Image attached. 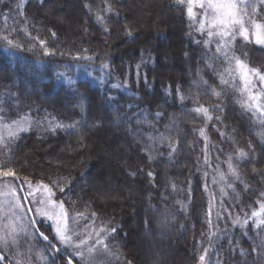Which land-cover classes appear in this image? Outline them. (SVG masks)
I'll use <instances>...</instances> for the list:
<instances>
[{"label": "trees", "instance_id": "1", "mask_svg": "<svg viewBox=\"0 0 264 264\" xmlns=\"http://www.w3.org/2000/svg\"><path fill=\"white\" fill-rule=\"evenodd\" d=\"M251 2L264 21V5ZM198 27L187 0H0V33L24 46L13 55L0 43V116L43 123L0 143V166L22 185H49L70 219L83 214L87 234L106 229V264H200L205 248L206 264H264V227L249 219L264 193V119L242 107L238 79L221 85L228 65L210 60L215 44L206 48ZM33 37L55 54L45 56ZM234 50L264 71V48L238 38ZM200 105L212 120L190 111ZM161 134L178 144L171 160ZM241 149L250 159H236ZM0 183L18 191L10 178ZM27 220L4 262L66 264ZM36 224L54 242L51 226Z\"/></svg>", "mask_w": 264, "mask_h": 264}, {"label": "snow or ice", "instance_id": "2", "mask_svg": "<svg viewBox=\"0 0 264 264\" xmlns=\"http://www.w3.org/2000/svg\"><path fill=\"white\" fill-rule=\"evenodd\" d=\"M43 3V0H40ZM261 5H264V0H259ZM196 9H200V12L197 13ZM111 12V8L108 9ZM257 15V5L256 3L251 2V0H187V16L190 20H196L199 17V27L197 31L202 34L206 33L207 39L203 41V44L206 48L210 49L212 44H215V52L211 54L210 60L212 61H223L228 65V67L224 70V72L219 74V80L221 85L227 86L228 84L235 85V77L238 76L239 81L242 83V91H246L249 93L248 99L246 102L242 103V107H244L247 111L264 115V89L261 90V94H257L254 88V82L257 80L264 84V72L259 68L249 67V65L241 59L239 56L235 55L234 44L237 40V37L243 39L247 43H254L255 45L261 46L264 48V21L257 20L254 17ZM8 16L5 15V20H7ZM98 20L103 21V17H97ZM108 31V29H105ZM129 38L132 37V32L130 29H126ZM30 36V33H27ZM51 35L55 37V32H52ZM32 39L38 41L39 46L43 49V54L45 56L54 55V51L49 49L47 46V41L43 39H39V37H33ZM0 43L6 45L7 47L4 49L6 52L15 54L13 50H23L24 46L20 44L18 41L11 38V34L5 30L3 33H0ZM200 43V41H197ZM35 44L30 45L28 50L31 51ZM81 58V57H77ZM85 59H91V57H86ZM209 68L213 67L212 63L208 64ZM140 65H137V69L139 70ZM139 75V71L137 73ZM228 76L229 79H225V76ZM71 82V81H70ZM145 84H147V76L144 78ZM201 83L205 85L207 91H211L215 96L219 97L221 92L216 91V89L211 88L207 85V81L201 80ZM181 100L183 97L181 96ZM212 110L214 111H222V108L219 105L212 106ZM190 111L200 114L205 117L206 120H212L213 117L209 114V108L204 105H200ZM160 116V113L156 114ZM216 120H220V117H215ZM30 123V121L26 119H22L20 121H14L13 125L5 126L8 130V140H11L13 137L18 135L21 131H26L27 128L24 125ZM56 127H67L69 129H73L77 127L76 123L63 125L57 124ZM15 128V131H13ZM55 131V127L52 128ZM199 134L201 137L207 139L205 128L199 129ZM224 135V133H221ZM161 143L168 142V147L170 148L169 152V160L173 158V155L178 151V144L171 143L168 138L164 137L163 134L160 136ZM0 143H5V137L0 134ZM249 148L251 151H254L252 145L249 144ZM149 159H152L150 156ZM232 157H229L228 170L233 176L238 178V173L236 172L235 167L231 163ZM237 160L243 161L245 159H250L249 153L245 152L243 149L239 150ZM207 162V158H206ZM135 175V173H132ZM147 176L154 180L155 173L149 171ZM0 178L7 180L8 178L19 179L16 173L11 169H4L0 166ZM223 179V174H222ZM25 183H27L30 191L24 195V200L29 203H36L38 206L35 208V215L31 216L30 222L35 225L36 224V216H39L41 220L45 217L48 221H51V227L54 229L55 236L54 238L62 245V248H56L53 245L56 253L61 251H68L69 255L66 259V264H73V256L79 257L81 261L85 260V253L83 251L84 248H87L88 255L91 256L93 253L97 251L98 247L103 248L107 251V245L104 242V234L106 229L103 227L99 230L93 229L95 232L96 239L94 243L90 244L92 241V235L87 234L83 239L80 238L79 233H75L69 226L70 214L64 206V201H56L52 197L55 195L52 188L44 184L43 182H39L35 189H33V185L30 181H27L25 178ZM175 187V186H173ZM228 187H232V185H228ZM247 188V186H245ZM0 188L7 189L6 192H0V197H3L6 201V206L9 211L3 215H0V220H7L8 223L4 224L0 227V231L5 232V236L0 237V240H5L6 237H15L19 232L24 231V226L20 221L23 219V216L27 213H32L33 209L31 207L27 208V212H24L26 207L25 204H22L20 201V196L17 193L15 187H12L8 184H0ZM61 192H64V188H60ZM233 191L235 189L233 188ZM35 192H41L43 198L36 200L33 199L29 201V197L35 196ZM264 196V193L261 194ZM259 208L258 210H253L251 213V219L256 228L264 227V202H258ZM5 207L4 203H0V209ZM183 207V205H182ZM17 211L21 212V215H17ZM77 216L83 217V214L77 213ZM95 213H92V216L95 217ZM211 208L209 210V220L208 223L211 225ZM233 223H239V221H233ZM248 223V220L243 222L244 226ZM112 232H115V229H111ZM39 235L45 240L48 241V237L44 235V233H39ZM214 235V234H213ZM51 243V241H49ZM255 251V249H253ZM209 249L205 248L203 250V254L199 256L200 264H206V257L208 256ZM241 255H245L243 250L240 251ZM3 257L0 256V260Z\"/></svg>", "mask_w": 264, "mask_h": 264}, {"label": "rangeland", "instance_id": "3", "mask_svg": "<svg viewBox=\"0 0 264 264\" xmlns=\"http://www.w3.org/2000/svg\"><path fill=\"white\" fill-rule=\"evenodd\" d=\"M196 11H197V13H199L200 9H196ZM238 38L239 37H237V39ZM239 39H241V38H239ZM241 40H243V39H241ZM234 77L236 79H238V76H236V74H234ZM241 87H242V83H241ZM254 88H255V92L259 95V94H261V90L264 89V84H261L258 81V78H257V80L254 82ZM243 93H244V101L246 102L247 99H248L249 93L246 92V91H243ZM255 114L258 115L260 118L264 119V115L257 114V113H255ZM22 119H26V120L30 121V123L24 125V127H26L27 130L33 129L34 126H40V125L43 124V123L37 122L36 120H34L32 118H29L28 116H25V115L21 116V117H19L17 119H13V120H8V119H5L2 116H0V134H2L5 137V140L8 139V130H7V128L5 126H11V125H13L14 121H20ZM13 131H15V128H13ZM21 132H23V131H21ZM21 132H19L18 134H20ZM0 184H6V183H0ZM7 184L12 186V187H14L13 185H11L9 183H7ZM37 184L38 183H32L33 189H35V186ZM23 186H25V191L28 193L30 191V189L28 188V185H27V183H25V181H24ZM6 191H7V189L0 188V192H6ZM17 193L19 194L18 191H17ZM19 196H20V194H19ZM41 198H43L42 193L41 192H35L34 198L33 197H29V201H32L33 199L39 200ZM52 198L55 200L54 196ZM20 201L23 204L21 197H20ZM259 202H264V196L262 197V199ZM0 203H4L5 204V207L3 209H0V215H3V214L8 212L7 211L8 208L6 206V201L4 200L3 197H0ZM29 204L31 205V207L33 209V214L35 215V211L34 210H35V208L38 205L36 203H29ZM258 208H259V204H258ZM258 208H257V210H258ZM16 214L17 215H21V212L17 211ZM27 219H28V216L26 214V215L23 216V219L20 221V223L23 224L24 229L26 228V223L28 224V220ZM36 220H38L39 222H41V223H43L45 225H51V221H48L46 217L43 220H41V218L39 216H36ZM6 223H8L7 220H0V227H2ZM87 223H88V221H86V219L79 218L78 216L74 217L73 219H69L70 228L72 229L73 232L79 233L81 239H83L84 236L87 235V233H88L89 225ZM21 233H23V231L19 232L18 234H21ZM50 234L53 237L54 242L56 243V245H58V247L62 248L63 246L60 245L59 242L54 238L55 233H54V229L52 227H51ZM89 234L92 235V241H90V244L94 243V241L96 239L95 232L92 231ZM2 236H5V232L4 231H0V237H2ZM15 240H16V238L14 239L13 237H6V242H5V240H0V255L1 256L3 255L5 257V256L9 255V250H11V248L16 245ZM70 251L71 250H68V252H70ZM83 251L85 253V260L84 261L86 262V264H106V263L112 261V259L110 258V255H108V253L104 254V252H103L104 249L103 248H99L98 247L97 251L95 253H93L91 256L88 255L87 248H84ZM73 257H75L77 259H80L79 257H76V256H73Z\"/></svg>", "mask_w": 264, "mask_h": 264}, {"label": "water", "instance_id": "4", "mask_svg": "<svg viewBox=\"0 0 264 264\" xmlns=\"http://www.w3.org/2000/svg\"><path fill=\"white\" fill-rule=\"evenodd\" d=\"M2 178H0V180H1ZM10 179H12V178H10ZM12 180H14L15 181V183H16V185H17V188H18V190H19V192H20V194H21V197H22V199H23V202H24V204L26 205V211H27V208L28 207H30L29 206V203L28 202H26L25 200H24V195L26 194L25 193V191H24V189H23V186H22V183H21V181H20V179H12ZM28 214V218H30L31 216H33V214L32 213H27ZM29 221H30V219H29ZM31 223V222H30ZM31 225H32V227H33V229H34V231H35V233L37 234V236L45 243V244H47L54 252H55V249L53 248V245H55V247L56 248H59L52 240H50L49 238H48V241H45L40 235H39V233H41V231L39 230V228H38V226H37V224H35V225H33L32 223H31ZM49 241H51V243H49ZM56 253V252H55ZM57 254H59V255H61V256H63V257H65L66 259H67V255L63 252V251H61V252H59V253H57ZM1 262H3L4 264H7V263H5L4 262V259H2V260H0Z\"/></svg>", "mask_w": 264, "mask_h": 264}]
</instances>
